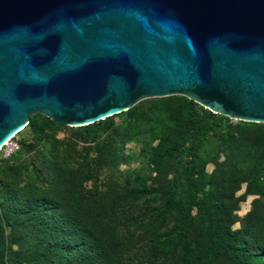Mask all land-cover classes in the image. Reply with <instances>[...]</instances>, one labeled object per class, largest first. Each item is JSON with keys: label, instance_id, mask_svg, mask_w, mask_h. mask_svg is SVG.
<instances>
[{"label": "water", "instance_id": "obj_1", "mask_svg": "<svg viewBox=\"0 0 264 264\" xmlns=\"http://www.w3.org/2000/svg\"><path fill=\"white\" fill-rule=\"evenodd\" d=\"M167 95L264 123V0H0V146Z\"/></svg>", "mask_w": 264, "mask_h": 264}, {"label": "rangeland", "instance_id": "obj_2", "mask_svg": "<svg viewBox=\"0 0 264 264\" xmlns=\"http://www.w3.org/2000/svg\"><path fill=\"white\" fill-rule=\"evenodd\" d=\"M189 100L183 95L140 99L113 114L110 129L84 138L75 125L55 123L39 112L29 115L11 138V148L6 147L9 154L0 150V205L9 209L0 241L7 263L30 264L31 256L47 249L61 232L59 217L78 208L92 216L99 233L89 252L72 255L69 264H104L105 258L113 264H184L187 244L198 243L195 264H205L207 242L196 237L195 207L178 244L166 253L159 250L177 214L163 190L172 178L183 131L181 114ZM29 118L37 125L34 133ZM229 121H239L240 131L205 165L204 190L225 204L229 228L241 229L247 246L261 249L264 194L255 186L253 170L264 159V123ZM32 139L31 148L12 157L21 141ZM213 264L233 263L217 256Z\"/></svg>", "mask_w": 264, "mask_h": 264}, {"label": "trees", "instance_id": "obj_3", "mask_svg": "<svg viewBox=\"0 0 264 264\" xmlns=\"http://www.w3.org/2000/svg\"><path fill=\"white\" fill-rule=\"evenodd\" d=\"M195 105V102L189 100L181 114L183 121L181 144L176 154L172 178L163 190L168 194L169 201L176 208L177 214L170 229L162 235L159 250L161 253H166L178 244L179 237L185 235V229L195 217L192 218L190 215L191 208L195 207L198 215L196 237L205 238L207 242L205 264H213L217 256L233 264H264V248L248 247L244 232L241 229L229 228V212L225 204L213 198L212 192L204 190L205 165L234 141L240 131V123L230 122L226 116L212 113L201 105ZM28 124L34 133L37 125L32 123L30 118ZM113 125L114 120L111 115L90 124L77 126L75 132L79 137L84 138L94 135L99 130H108ZM33 142L34 139L30 142L21 141V148L17 149L12 157H19L21 149L31 148ZM253 171L255 186L260 194H264V159ZM76 209L78 212L70 216L59 217L64 223L61 232L56 234L47 249L31 256L30 264L40 261L44 264H69L72 255L87 251V248L89 252V245L97 240L96 234L99 232L94 229L95 222L92 216L87 211ZM8 210L0 205L1 235ZM83 218H87L86 222ZM199 246V243L194 247L187 244L184 264L196 263ZM0 264H8L3 239L0 241ZM104 264L113 263L111 259L105 258Z\"/></svg>", "mask_w": 264, "mask_h": 264}, {"label": "built area", "instance_id": "obj_4", "mask_svg": "<svg viewBox=\"0 0 264 264\" xmlns=\"http://www.w3.org/2000/svg\"><path fill=\"white\" fill-rule=\"evenodd\" d=\"M13 137V135L8 138L5 143H3L1 146H0V150H3L4 152H6V147H10L13 145L12 142H11V138ZM8 144H10V146H8ZM10 151L7 150L6 152V155L9 154Z\"/></svg>", "mask_w": 264, "mask_h": 264}, {"label": "bare ground", "instance_id": "obj_5", "mask_svg": "<svg viewBox=\"0 0 264 264\" xmlns=\"http://www.w3.org/2000/svg\"><path fill=\"white\" fill-rule=\"evenodd\" d=\"M22 128H23V127L19 128V131H20ZM16 133H17V132H16ZM13 135H14V134H13ZM11 136H12V134H11L8 138H10ZM8 138H7V139H8ZM7 139H6V140H7ZM6 140H5V141H6ZM5 141H4L3 143H5Z\"/></svg>", "mask_w": 264, "mask_h": 264}]
</instances>
